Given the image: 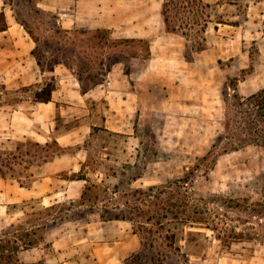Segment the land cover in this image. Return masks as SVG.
Returning a JSON list of instances; mask_svg holds the SVG:
<instances>
[{"label":"rangeland","instance_id":"rangeland-1","mask_svg":"<svg viewBox=\"0 0 264 264\" xmlns=\"http://www.w3.org/2000/svg\"><path fill=\"white\" fill-rule=\"evenodd\" d=\"M50 1L0 0V30L13 19V27L27 36L47 72L51 61L66 59L76 69H68V90L77 87L78 76L80 89L91 83L93 74L111 64V56L119 61L86 95L77 98L69 91L61 100L64 105L48 119L55 135L70 133V142H60L65 152L53 165L34 160L36 139L11 138L0 127V167L6 173L0 176V229L33 217L51 220L44 232L49 245L21 253L23 261L35 262L48 253L72 264H107V254H127L141 246L142 237L146 243L154 240L156 256L170 253L173 264H264V236L225 246L212 230L166 222L162 211L146 203H139L144 209L140 222L102 217L119 213L116 203L129 213L123 202L133 196L123 192L187 175L188 188L197 196L248 198L247 210L223 211L239 228L264 231L258 226L264 223V212L253 214L251 209L264 210L255 204L264 202V98L250 99L240 92L246 78L264 81V0H203L185 35L167 30L160 5L159 37L151 39L119 36L126 33L122 29H68L58 11L47 6ZM4 44L1 38L0 47ZM47 79L10 89L0 82V108L31 111L56 86ZM72 173L85 174L88 181H70ZM92 183L96 186L83 194ZM114 185L119 193L113 192ZM103 204L110 212L103 211ZM50 205L57 206L45 209ZM149 215L163 224L147 222ZM139 223L141 234L135 232ZM189 230L204 231L207 237L189 235ZM170 232L176 233V245L185 256L159 245ZM143 250L151 254L147 247Z\"/></svg>","mask_w":264,"mask_h":264},{"label":"trees","instance_id":"trees-1","mask_svg":"<svg viewBox=\"0 0 264 264\" xmlns=\"http://www.w3.org/2000/svg\"><path fill=\"white\" fill-rule=\"evenodd\" d=\"M203 0H162L161 4V14L163 16V21L166 25L168 31H180L185 35L186 31L191 28L190 26L195 23V13L198 9L195 10L197 5H202ZM174 9V10H173ZM174 11V12H173ZM175 15L177 23L172 22V15ZM173 15V16H174ZM197 15V14H196ZM187 18L192 21H187ZM180 21V23H178ZM5 27L1 28L4 29ZM96 31L108 32V29L105 28H93ZM102 29V30H101ZM67 32L66 30H64ZM130 38V37H129ZM32 53L34 51L32 50ZM39 64H41V59L39 56L36 57ZM60 58L57 61H51V66L49 70H53L54 66L59 63H64L69 69L76 70L75 67L68 64L67 60L62 61ZM113 61V62H112ZM119 61L117 56H111L110 62L107 67L104 68L103 71L99 70L97 73L93 74L90 78L92 81L89 84H84L81 86V90L83 93L87 92L94 85H97L103 82L108 75V72L111 70V65ZM98 70V68H96ZM101 69V68H100ZM82 71V70H81ZM79 71V72H81ZM91 71V70H90ZM89 71V72H90ZM79 72H77L79 74ZM88 72V74H89ZM79 81L82 83V79L78 76ZM2 90H0L1 92ZM264 93V89L261 91L249 96L248 98L258 100H262V94ZM257 100V101H258ZM258 105V102L256 103ZM259 106V105H258ZM264 115V112H262ZM34 144L38 147V150L33 154L34 160L38 165H41L49 160H52L56 156L63 154L65 152L64 147L57 141V139L53 138L45 143H40L36 140H33ZM23 141L19 143L22 144ZM194 168L191 172H193ZM188 172V173H191ZM194 173V172H193ZM6 173L0 167V176L5 177ZM86 175H76L72 173L70 178H80L88 179L85 177ZM139 177L136 175L132 178L135 180ZM131 180V181H132ZM189 177L187 175L183 177H178L173 180H169L167 183L161 185H152L147 189H130L128 192H123L124 195L133 196L130 197L123 202V205H127L128 214L124 212L123 207L116 203L114 205V209H119V213H111L107 214V216H102L103 219H118V220H130V221H138L144 213V209L141 208L139 203H146L153 207L152 210L159 209L162 211L160 217L164 218L166 222H170L172 220L183 223L187 227L192 228H206L210 229L214 232V236L220 240L221 244L225 246H231L233 243L245 241V240H253L257 239V236H264V231H257L254 226L249 227H241L238 225L231 223L232 220L227 211H223L224 209H245L247 210L250 205V200L248 198L239 199L233 196H227L226 194H212L208 197L205 196H197L193 194L189 188ZM92 186L95 187L96 184L92 183L87 185L83 194H86L88 190L92 189ZM120 188L118 185L113 186V192L119 193ZM141 195V196H139ZM148 201V202H147ZM249 202V203H248ZM255 204L264 206V202L259 201ZM57 205H50L45 207V209H53ZM109 206L107 204L102 205V209L105 212L109 211ZM113 208V207H112ZM250 208V207H249ZM121 209V210H120ZM254 210L253 214H258L264 212L263 209L261 211H257V209L252 206ZM151 210V211H152ZM158 218L157 216L149 215L147 217V222L152 224L162 225L163 221L155 220ZM155 220V221H154ZM50 219L44 218H32L26 223L21 222L20 220L16 222H11L9 225L0 229V264H50L45 261L44 258L39 259L38 261L27 263L23 261L21 257V253L23 254L25 251L29 250L32 247H36L42 243L49 245L45 241V233L46 229L49 228ZM142 224L137 225V230L135 231L138 234H141V226ZM258 226L264 230V223L258 224ZM163 227V226H162ZM149 233L152 232L150 229ZM189 235H205L204 231L198 230H189ZM143 238L141 237V246L137 252L133 253L126 260L129 262L132 258L133 264H173L175 260L171 258L170 253L168 252H159L157 256L154 254L153 250L158 246L155 244L154 240L149 241L148 243L143 242ZM165 241L159 245H165L166 247L173 248L172 253L178 254L179 256H185L186 252L182 251L181 246L176 245L177 235L175 232H170L166 234L164 237ZM147 245V246H146ZM157 247H156V246ZM147 247L148 251L151 252L150 255L143 254V249ZM171 252V250H170ZM148 259V260H147Z\"/></svg>","mask_w":264,"mask_h":264},{"label":"crops","instance_id":"crops-1","mask_svg":"<svg viewBox=\"0 0 264 264\" xmlns=\"http://www.w3.org/2000/svg\"><path fill=\"white\" fill-rule=\"evenodd\" d=\"M47 5L51 10L58 11L61 21L68 29L74 26H83L87 28H105L113 31L125 30L126 33H117L119 36L132 38L159 37L156 33L160 29V0H135L130 5L127 0L119 4L117 0H51ZM8 27L0 30V39L6 40L7 44L0 47V82L5 88H17L23 85L41 83L47 79V74H51L47 80H52L56 86L50 91V97L38 100L34 103L31 111L23 110L21 107L2 106L0 108V127L2 133L8 137L19 139L22 136H31L40 143H45L53 138L63 142L66 139L70 142V133L62 132L55 135L54 127H50V120L53 119L55 111L64 104L61 100H66V95L70 91L75 97L86 95L79 88V79L77 87L68 90V69L66 65L60 63L51 71H45L41 68L36 57L32 53L33 45L27 39V36L18 28H14L15 21L7 20ZM264 50V48L262 49ZM264 56V51H263ZM264 69V67H263ZM47 84L44 83V85ZM264 87V81L246 78L242 81L240 92L244 97H249ZM96 90V89H95ZM69 94V93H68ZM59 101V102H58ZM25 107V105H23ZM55 112V113H54ZM42 120L40 126L36 122ZM54 136V137H53ZM66 142V143H67ZM62 144V143H60ZM63 154L58 155L59 157ZM56 156V157H58ZM56 158L49 160L46 165H53ZM70 181H79L85 179L70 178ZM34 181V180H33ZM32 181V182H33ZM55 245V241L50 243ZM141 244V243H140ZM139 247L131 252L121 255L120 253L107 254V264H128L127 258L137 252ZM59 248H57L58 250ZM44 258L47 263L54 264H72L66 258L59 259V255L48 257L44 253L40 259ZM55 260V261H54ZM111 262V263H110Z\"/></svg>","mask_w":264,"mask_h":264}]
</instances>
